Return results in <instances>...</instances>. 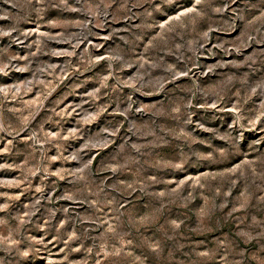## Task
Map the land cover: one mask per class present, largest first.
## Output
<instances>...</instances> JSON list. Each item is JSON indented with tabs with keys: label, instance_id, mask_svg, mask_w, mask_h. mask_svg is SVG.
<instances>
[{
	"label": "rangeland",
	"instance_id": "rangeland-1",
	"mask_svg": "<svg viewBox=\"0 0 264 264\" xmlns=\"http://www.w3.org/2000/svg\"><path fill=\"white\" fill-rule=\"evenodd\" d=\"M0 264H264V0H0Z\"/></svg>",
	"mask_w": 264,
	"mask_h": 264
}]
</instances>
